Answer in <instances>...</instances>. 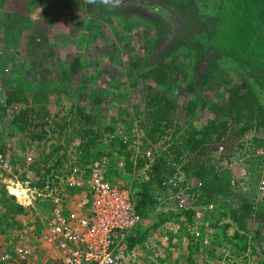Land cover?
Listing matches in <instances>:
<instances>
[{
    "label": "rangeland",
    "instance_id": "374dc122",
    "mask_svg": "<svg viewBox=\"0 0 264 264\" xmlns=\"http://www.w3.org/2000/svg\"><path fill=\"white\" fill-rule=\"evenodd\" d=\"M206 2L207 0H181L180 4L192 5L199 17L196 16L197 19L203 22L202 20L209 14ZM9 14L14 15L17 22L4 21ZM105 15L114 17L116 23L105 21V28L100 34L103 36L102 43L98 46L95 39L89 38V35H93L92 31L84 32L82 27V23L89 22V17H102L101 8L96 6V3L89 4L86 0H0V50L12 51L15 56L6 66L5 74L14 66L30 67L33 70V75L27 79L26 76L24 79L21 77L17 82L25 85V91L29 95L34 86L40 87L43 84L47 87L44 90L50 96L48 100L50 115H47L46 119L49 117L48 124L53 126L55 120L74 119L75 114L72 117L71 111L73 109L74 112V104L83 91L82 98L87 97L86 100L91 101L93 114L102 121L101 129L104 136L101 142L92 147L98 151L97 155H94L95 158L89 160L88 156L82 160L79 157L83 153L78 148L81 139L76 136L67 142L72 130L70 126L65 127L60 141L59 132L50 129L43 139L39 140L33 139L31 130H39L41 133V127L31 124L30 131L15 130L10 134L7 122L0 121V138L4 137L3 140L9 146L6 152L9 165L5 166L0 162V188L5 187V190L22 204L17 212L12 211L6 215L7 220L12 221V225L0 229V248L9 249L18 244L26 249L35 244L48 256L51 248L46 242L41 241L42 232L58 205L65 210L71 209L73 202L88 191V181L79 182L78 179H88L92 167L98 164L101 172L112 182L127 183L135 187V181L142 182V176L149 177L155 164L164 159L172 162V157L167 153V148L171 144L168 139L172 137V131L177 126L180 129L175 135L180 136L184 128L190 126L189 123L200 128L215 118L217 110L211 105L226 101L230 93L229 87L233 82L242 80V72L246 73L258 100L264 105V90L257 77L237 59L223 54L206 57L204 53L197 58L199 52L193 45L207 47L209 34L212 33L207 22H203L204 27L192 26L187 31L189 45L177 40L171 43L165 52L157 54L159 57L164 55L166 58L171 57L172 61L183 65L187 76H182L176 69L171 71L172 77L166 89L176 102L175 109L168 112L173 119L172 124L166 136L158 137L156 133L151 139L147 127L150 118L146 110L150 108L155 95H147L148 85H153L151 91L155 93L156 90H162L164 84L155 83L152 75L148 78L140 75L137 83L133 85L129 69L137 62L138 67H134V71L142 73L155 63L156 59H150L147 54L149 47L146 42L161 38L165 28L162 32L158 29V32L157 22L154 21L156 16L146 7L135 5L129 7L126 13L128 15L126 24H131L129 27L121 24L112 11L106 12ZM136 20L143 25L138 26ZM11 24H14L13 30L4 27ZM145 29L150 33L146 34ZM30 32L35 33V38L29 36ZM175 55H179V58ZM41 57L43 61L40 60ZM63 61H67L68 67H62ZM72 62L74 65H71ZM33 65L37 67L33 68ZM221 69H224L225 78L217 75L207 78L211 71L217 74ZM21 74L18 72L16 76ZM228 75L232 76L229 82ZM189 83L194 84L192 90L187 87ZM5 93V78L2 74L0 102L4 100ZM192 98H204L207 105L201 106L199 103L191 116L188 102ZM252 123L253 126L243 134L225 135L221 142H217L218 146L211 151L217 165L216 176L207 182L203 183L192 173L194 170L187 172L181 162L173 159L172 164L177 170L174 175L178 176L191 199L194 193L193 199L199 203L193 205L196 218L201 219L207 208L221 206L220 209L215 208L207 214L208 218L204 220V224L208 221V225L197 227L195 241L199 246L195 251L197 256L195 258L198 259L196 261L198 264H264V239L259 241L254 237L258 223L264 222V192L259 190L260 180L264 176V126L257 123L256 118L252 119ZM113 124L116 128L110 132L106 127ZM104 126L106 127L103 128ZM117 132L127 142V150L115 167L119 172L112 175L113 177H108L106 173L112 158L107 152L113 148L108 146L107 141ZM198 136L207 140L200 132ZM53 144L60 145L59 151L53 153V156L61 158L63 163L54 170V173L44 174L42 179L37 178L30 163L35 158L41 160L45 152L51 150ZM112 152L115 155L119 154L116 148ZM29 156L32 158L29 159ZM140 158L144 159V162L139 163ZM75 168H78L77 173ZM73 178H76L75 183ZM227 178L231 192L224 190L221 181ZM39 179L41 180L39 186L35 185ZM162 189L164 188L160 187L162 193H159L158 210L179 211L169 198L170 191L165 196L168 189ZM245 200L254 202L261 215L249 219L252 231L248 235V241H251L252 246L241 253L240 251L235 253L233 249L238 245L237 231L244 229L239 228L238 223L232 219L231 212L232 209L241 207ZM6 204L0 201L1 212L6 208ZM215 219L219 220L216 225H212V220ZM22 222L30 224L24 225ZM136 227L135 232L131 233L136 235L143 232L141 234L143 238L132 249L127 245L126 264H187L182 258L177 263L176 249H172L174 250L172 254L165 248L169 244V238L162 234V230L174 228L175 231H181L183 227L178 223L169 220L162 225H155L153 218H143ZM262 230L264 231V227ZM188 240L186 238L180 241L183 245L180 254L186 249L188 243L185 242ZM42 246L47 247L43 249ZM160 247L162 252L158 249ZM46 256L41 255L40 259ZM41 262L42 260L39 261Z\"/></svg>",
    "mask_w": 264,
    "mask_h": 264
},
{
    "label": "trees",
    "instance_id": "16d2710c",
    "mask_svg": "<svg viewBox=\"0 0 264 264\" xmlns=\"http://www.w3.org/2000/svg\"><path fill=\"white\" fill-rule=\"evenodd\" d=\"M181 0H119V3H115L113 0L110 4H102L97 0L96 6L101 8L102 17H89V22L82 23L83 31H92L93 35H89L90 40L95 39L96 44L100 46L102 43V29L105 28V21L107 23H116L114 17L105 15L106 12L112 11L116 14V17L120 20L121 24L129 27L131 24H126L128 21V15H126L129 7L132 5L146 7L148 8L156 17L154 21L157 22L156 29L163 31L161 38L156 40H148L147 46L149 47L147 54L149 58L156 59L155 63L144 70L142 73H138L137 70L134 71V67H138V63L135 62L133 68L129 69V73L133 77L132 84L137 83V79L140 75L145 78L154 76L155 83L159 82L161 85L164 84L162 90H156L152 92L153 85H148L147 95L154 96L153 101L150 103V108L146 110L148 117L150 118L148 124V132L151 139L154 135L158 133V137L167 135L169 132V127L172 124V118L168 115L171 109H175L176 102L167 93L166 86L170 82L171 71L176 69L182 76H187V72L183 65L175 63L173 59L159 57L157 54L159 52H165L167 47L174 41L180 40L184 43L190 41L186 38L187 31L192 26L204 27L203 22H207L209 34L207 47L204 45H193L199 52L197 58L200 57L201 53H204L206 57L216 56L218 54H223L225 56H231L237 59L246 69L249 70L252 75L257 77L258 83L262 86L264 90V0H207L205 6L209 9V14L206 15V19L201 22L197 19L198 15L195 14V9L192 5H181ZM78 5L79 2L77 1ZM115 16V15H114ZM197 16V17H196ZM199 18V17H198ZM4 21L15 23L17 19L14 15L8 16ZM137 21V20H136ZM5 22V23H6ZM209 23V24H208ZM137 25L141 26L140 22L137 21ZM14 24L10 26H4L5 28L13 30ZM158 30V32H159ZM146 34L150 32L145 29ZM83 33V32H82ZM104 33V32H103ZM152 34V32H151ZM29 36L35 38V33H29ZM204 43V40H203ZM189 45V44H188ZM51 50H53V47ZM44 49V48H43ZM9 52V53H7ZM179 58V55H175ZM14 53L9 50H0V76L3 74L5 78V98L0 102V121L7 122V127L9 133L13 134L16 131H30L32 128L29 125L34 124V126L41 127V133L39 130H31L33 139H43L45 134L50 130L54 132H59L58 141H60L64 129L66 126L72 128L70 130V135H68L67 142H70L72 137L78 136L81 140L79 142L78 148L82 150V155L80 159H90L95 158L94 155L98 153L92 147L96 145L97 142H101L104 138L102 121L98 119L97 115L93 114L91 106V101H87V97L84 99L83 91L80 93V98H78L74 104L71 111L72 117L74 119L63 118L64 121H54V126L48 124L46 119L47 115H50V107L48 105V100L50 96L48 92L45 91L47 87L43 84L38 87L34 86L32 88V93L29 95L26 93L25 85L23 83L19 84L17 80L22 77L26 79L33 75V70L30 67H19L14 66L8 74H5V68L8 63L14 58ZM41 61L42 57L40 58ZM62 67H68L67 61L62 62ZM74 65V62L71 63ZM37 65H33L36 68ZM222 71V72H221ZM22 73L21 76H16L17 73ZM221 72V73H220ZM197 74V72H196ZM212 75H217L218 77H224V69H221L217 74L215 72H210L207 78ZM242 80L233 82L232 86L229 87V96L226 98L224 103H218L211 105L217 110L216 116L209 123L197 128L189 123L190 126L184 128V131L180 136H176L180 127L177 126L175 130L172 131V137L168 139L171 144L167 148L168 156H171V161L173 159L178 160L182 163V167L187 171H193L201 181L207 182L208 179H212L216 176L217 165L215 163L214 157L211 155L217 146V142H221V139L225 135H240L243 134L247 129L253 126L252 119L256 118L257 123L264 126V105L258 100V96L253 91V86L250 80L246 77V73L242 72ZM232 76L228 75L227 82H229ZM225 78V77H224ZM84 86L85 84H81ZM189 89H193L194 84L189 83L187 86ZM1 99V96H0ZM189 114L194 112L196 106L200 103L201 106H206L207 102L205 99H194L189 100ZM255 104V105H254ZM243 108H246L244 111ZM115 117L113 116V119ZM230 122L236 123L234 126ZM176 124H178L176 122ZM104 126L103 128H105ZM109 131H114L116 125H109L106 127ZM110 131V132H111ZM198 132L204 135L207 140H203L198 136ZM110 137V135H108ZM6 137V136H5ZM4 137L0 138V154L4 158H7L6 152L9 147L6 145ZM107 141L108 146H112L113 149H118L119 154L115 155L110 149L107 152L112 161L108 164L109 169L106 175L108 177H113L112 175L119 172L115 168L127 150V142L124 141L120 133H116L113 137L109 138ZM60 145L53 144L49 152H45L44 157L41 160L35 158L31 161L30 167L34 170L33 173L37 178L43 177L44 174L54 173L55 169H58L63 160L61 158H54L53 153L59 151ZM97 155V154H96ZM165 155V154H164ZM64 156V155H63ZM52 157V158H51ZM88 160V161H89ZM144 162V159H139V163ZM168 160H162L155 164L153 170L149 173V177L146 178L142 176V182L138 180L135 181V199L137 202L138 211L141 213L143 218H153L155 225H162L166 221L172 220L178 223L179 226L183 227L181 231H171L162 230V234L168 235L169 244L165 248L170 250L172 246L178 251L176 256L177 263L180 262L181 258L187 262V264H195V251L198 248V242L196 243L195 237L197 236V227L202 228L201 223L207 219V214L213 211L215 208L221 206H213L204 211V215L201 219L195 218V207L191 206L179 211H161L158 210L157 206L160 202L159 193L160 187L168 189L162 184V181L168 177L176 176L174 173L177 171L176 166ZM172 165H171V164ZM131 171V169H129ZM45 171V173H44ZM109 173V174H108ZM127 172H125L126 174ZM229 176V175H227ZM36 181L35 185L40 184ZM43 181V180H42ZM224 190L229 191V178L221 179ZM177 188V187H176ZM162 189V190H164ZM206 187H204V190ZM209 190V189H207ZM169 189L164 194L165 196L169 194ZM190 191V190H189ZM231 192V191H229ZM193 196L194 193H193ZM226 199V197H225ZM193 200V204L199 205V203ZM0 201L6 204V208L0 211V229L7 228V225L11 226L12 221H8L6 215L12 211L17 212L22 207V204L18 203L13 194H9L5 187L0 188ZM255 203L245 200L242 202L241 207L232 209L231 217L237 223L239 228L244 229V231H237L236 237L238 239V245L233 249L235 253H241L242 250L247 249L252 246L251 241L249 242L248 235L252 231L251 224H249V219L253 216L260 217L259 210L255 208ZM219 219L212 220L213 224L216 225ZM189 224L190 227L187 225ZM204 225V224H203ZM195 226V227H194ZM3 227V228H1ZM264 222L260 221L255 229L254 237L259 241L264 239ZM146 231V229H145ZM143 232H138L136 235L131 234L128 247L132 249L138 241H141ZM170 233V234H169ZM175 238V240H174ZM189 239L186 247V251L183 250V254H180L183 248L182 242L179 240ZM44 249V248H43ZM36 255H33L34 261H41V255L46 256L42 249L36 250Z\"/></svg>",
    "mask_w": 264,
    "mask_h": 264
},
{
    "label": "built area",
    "instance_id": "2783aa9c",
    "mask_svg": "<svg viewBox=\"0 0 264 264\" xmlns=\"http://www.w3.org/2000/svg\"><path fill=\"white\" fill-rule=\"evenodd\" d=\"M0 162L9 165V160L2 154ZM72 180L76 182V178ZM77 181H88V191L73 202L71 209L65 210L58 205L42 232L41 241L47 243L51 253L41 263H36L33 255L37 254V245L25 249L16 244L9 249L0 248V264H126L129 236L143 220L137 208L135 189L131 184L112 182L98 164L92 167L88 179ZM162 184L170 190L169 198L176 209L194 205L178 176L168 177ZM259 190L264 192V176Z\"/></svg>",
    "mask_w": 264,
    "mask_h": 264
},
{
    "label": "crops",
    "instance_id": "0c3cea01",
    "mask_svg": "<svg viewBox=\"0 0 264 264\" xmlns=\"http://www.w3.org/2000/svg\"><path fill=\"white\" fill-rule=\"evenodd\" d=\"M192 199H193V196H192ZM192 203H194L193 202V200H192ZM196 218V217H195ZM171 221V220H170ZM199 224L201 223V225H202V227H204V223L203 222H198ZM204 224V225H203ZM12 225V224H11ZM136 228L137 227H135V229L133 230V233L135 232V230H136ZM165 230V232L167 231V230H171V231H174V232H177V231H175L176 229H164ZM170 234V233H169ZM166 236V238H168V235H165ZM174 240H175V238H174ZM180 241H182V240H179V242ZM185 243H187V242H185ZM158 249H161V252H162V247H160V248H158ZM172 249H175V247L174 246H172V248L170 249V250H167L168 251V253H172V254H174V250H172ZM156 254H157V252H156ZM195 257H197L196 255H195ZM198 258H200V256L198 257ZM198 259L197 258H195V262L197 261ZM197 264H198V262H196Z\"/></svg>",
    "mask_w": 264,
    "mask_h": 264
},
{
    "label": "clouds",
    "instance_id": "9594fccd",
    "mask_svg": "<svg viewBox=\"0 0 264 264\" xmlns=\"http://www.w3.org/2000/svg\"><path fill=\"white\" fill-rule=\"evenodd\" d=\"M86 2L89 3V4H94V3H97V0H86ZM99 2L102 3V4L107 5V4L112 3L113 0H99ZM115 3H119V0H115ZM23 203H25V202H23ZM132 233H133V232H132ZM132 233H131V234H132ZM130 236H131V235H130ZM130 236H129V238H130Z\"/></svg>",
    "mask_w": 264,
    "mask_h": 264
}]
</instances>
